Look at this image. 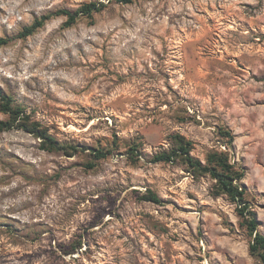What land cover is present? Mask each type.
Listing matches in <instances>:
<instances>
[{
    "label": "clouds",
    "instance_id": "obj_1",
    "mask_svg": "<svg viewBox=\"0 0 264 264\" xmlns=\"http://www.w3.org/2000/svg\"><path fill=\"white\" fill-rule=\"evenodd\" d=\"M0 264H264V0H0Z\"/></svg>",
    "mask_w": 264,
    "mask_h": 264
}]
</instances>
